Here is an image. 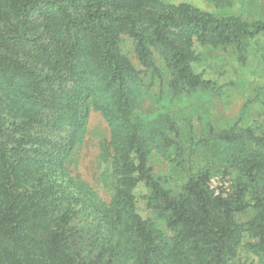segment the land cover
Returning <instances> with one entry per match:
<instances>
[{
	"label": "trees",
	"instance_id": "16d2710c",
	"mask_svg": "<svg viewBox=\"0 0 264 264\" xmlns=\"http://www.w3.org/2000/svg\"><path fill=\"white\" fill-rule=\"evenodd\" d=\"M262 32L155 0H0V264H230L245 237L264 264V125L240 114L196 136L152 116L121 46L131 38L145 68L157 52L172 93L189 95L210 88L192 37L244 59ZM91 108L111 131L108 201L69 168ZM154 151L177 177L152 171ZM214 177L231 192L211 190Z\"/></svg>",
	"mask_w": 264,
	"mask_h": 264
},
{
	"label": "rangeland",
	"instance_id": "374dc122",
	"mask_svg": "<svg viewBox=\"0 0 264 264\" xmlns=\"http://www.w3.org/2000/svg\"><path fill=\"white\" fill-rule=\"evenodd\" d=\"M158 7L181 6L215 17L234 15L248 22H264V0H155ZM194 58L193 71L210 82V88L196 90L189 95L172 93L170 76L161 56L154 52L153 68L145 66L137 58L133 41L127 35L121 42L122 51L132 64L141 71L143 95L142 109L152 116L170 114L178 123L201 134L208 125L224 128L233 123L240 114L244 124L264 125V32L253 36L247 44L244 59H240L234 48L212 46L192 37ZM243 108V110H242ZM111 131L100 110L91 108L85 124L82 140L75 147L69 168L88 182L99 196L108 201L111 197V174L109 154ZM152 171L161 176L177 177L179 171L172 169L169 161L154 151L149 159ZM208 187H222L231 192V183L219 177L209 180ZM146 187L139 186L136 196L142 205ZM145 215V210H140ZM250 214L243 215L246 220ZM236 257L230 264H261L260 257L248 249L247 237L243 238Z\"/></svg>",
	"mask_w": 264,
	"mask_h": 264
}]
</instances>
